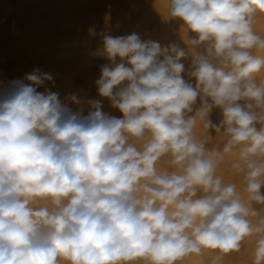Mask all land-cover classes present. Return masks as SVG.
<instances>
[{
	"label": "clouds",
	"instance_id": "obj_1",
	"mask_svg": "<svg viewBox=\"0 0 264 264\" xmlns=\"http://www.w3.org/2000/svg\"><path fill=\"white\" fill-rule=\"evenodd\" d=\"M164 7L187 50L100 34L95 84L121 117L37 91L39 69L0 99V264H223L245 245L264 264V0Z\"/></svg>",
	"mask_w": 264,
	"mask_h": 264
},
{
	"label": "bare ground",
	"instance_id": "obj_2",
	"mask_svg": "<svg viewBox=\"0 0 264 264\" xmlns=\"http://www.w3.org/2000/svg\"><path fill=\"white\" fill-rule=\"evenodd\" d=\"M166 18L164 0H0V99L11 91L12 81L29 83L24 77L39 69L51 74L53 82H45L37 91L47 88L58 93L74 110L77 106L67 99L70 95L85 101L98 99L104 112L121 117L106 98L98 95L95 84L100 66L109 63L100 34L116 37L136 33L162 47L175 43L187 50L181 22ZM255 31L264 36V16H257ZM182 62L187 69L190 59ZM210 118L218 123L220 110L213 109ZM201 136L198 125L197 139ZM209 140V147L221 143L218 135ZM247 249L245 245L244 254H239L244 258L240 264H249ZM209 258L205 254L185 264ZM234 263V259L224 258L223 264Z\"/></svg>",
	"mask_w": 264,
	"mask_h": 264
},
{
	"label": "rangeland",
	"instance_id": "obj_3",
	"mask_svg": "<svg viewBox=\"0 0 264 264\" xmlns=\"http://www.w3.org/2000/svg\"><path fill=\"white\" fill-rule=\"evenodd\" d=\"M219 174L223 177V179L225 180V182H235L238 185V188H241L240 185V180L241 178L237 175H235L230 167H229V162L226 161L224 163V165H222ZM261 193L264 194V187L261 188ZM245 249L242 250L240 253H232L230 255L225 256L224 258H226L228 261L234 259L235 263L234 264H240L243 263L244 258L239 257V254H244Z\"/></svg>",
	"mask_w": 264,
	"mask_h": 264
}]
</instances>
